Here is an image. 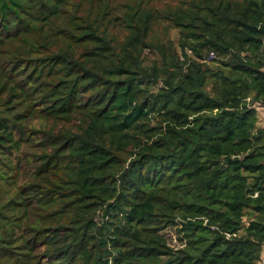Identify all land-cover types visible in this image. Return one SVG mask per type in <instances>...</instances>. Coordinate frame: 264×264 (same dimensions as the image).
Instances as JSON below:
<instances>
[{"label":"trees","instance_id":"16d2710c","mask_svg":"<svg viewBox=\"0 0 264 264\" xmlns=\"http://www.w3.org/2000/svg\"><path fill=\"white\" fill-rule=\"evenodd\" d=\"M160 1L0 0L12 264H260L264 0H177L148 67Z\"/></svg>","mask_w":264,"mask_h":264},{"label":"rangeland","instance_id":"374dc122","mask_svg":"<svg viewBox=\"0 0 264 264\" xmlns=\"http://www.w3.org/2000/svg\"><path fill=\"white\" fill-rule=\"evenodd\" d=\"M177 2V0H163L156 4L155 8H157L159 11V21L155 24L152 33V46L146 50L145 54V63L148 67H151L155 62H160V59L162 60L158 46H172L173 48L180 51L181 31L171 21L163 17L164 12L170 7H175ZM213 57H216V54H214ZM1 108L2 107L0 106V109ZM257 114L264 118V116L258 111ZM261 123L264 124V119L261 120ZM165 232L171 244H179V241L177 240L176 228H168ZM5 252L6 254H2L3 251L0 250V264H12V252L9 251V249Z\"/></svg>","mask_w":264,"mask_h":264},{"label":"built area","instance_id":"2783aa9c","mask_svg":"<svg viewBox=\"0 0 264 264\" xmlns=\"http://www.w3.org/2000/svg\"><path fill=\"white\" fill-rule=\"evenodd\" d=\"M213 55L214 53L212 52L209 58L210 59L213 58ZM252 107H256L259 111H262L264 113V106H260L258 103H256V104H253ZM261 264H264V255L262 257Z\"/></svg>","mask_w":264,"mask_h":264},{"label":"clouds","instance_id":"9594fccd","mask_svg":"<svg viewBox=\"0 0 264 264\" xmlns=\"http://www.w3.org/2000/svg\"><path fill=\"white\" fill-rule=\"evenodd\" d=\"M210 57V56H209ZM208 59H210V58H208ZM212 59V58H211ZM250 100V99H249ZM253 104H256V103H253ZM252 104V105H253ZM255 109H256V111H258L259 112V110L256 108V107H254ZM258 115V114H257ZM259 116V115H258ZM260 120H262L261 118H260ZM263 255H264V252H263ZM263 255H262V257H263ZM262 260V259H261ZM260 264H261V261H260Z\"/></svg>","mask_w":264,"mask_h":264},{"label":"crops","instance_id":"0c3cea01","mask_svg":"<svg viewBox=\"0 0 264 264\" xmlns=\"http://www.w3.org/2000/svg\"><path fill=\"white\" fill-rule=\"evenodd\" d=\"M259 113L262 114V115L264 116V114H263L262 111H259ZM259 118L264 119V118H262V117H260V116H259Z\"/></svg>","mask_w":264,"mask_h":264}]
</instances>
